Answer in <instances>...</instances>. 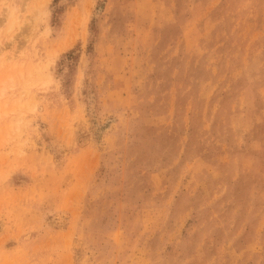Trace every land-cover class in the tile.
<instances>
[{
  "label": "rangeland",
  "instance_id": "rangeland-1",
  "mask_svg": "<svg viewBox=\"0 0 264 264\" xmlns=\"http://www.w3.org/2000/svg\"><path fill=\"white\" fill-rule=\"evenodd\" d=\"M0 264H264V0H0Z\"/></svg>",
  "mask_w": 264,
  "mask_h": 264
},
{
  "label": "bare ground",
  "instance_id": "bare-ground-1",
  "mask_svg": "<svg viewBox=\"0 0 264 264\" xmlns=\"http://www.w3.org/2000/svg\"><path fill=\"white\" fill-rule=\"evenodd\" d=\"M7 9L5 10V11H7V12H9L10 13V9H9V7L7 6L6 7ZM11 16H13L12 14H10ZM18 19V17L15 19V20H17ZM13 21H14V19H13ZM18 21V20H17Z\"/></svg>",
  "mask_w": 264,
  "mask_h": 264
}]
</instances>
